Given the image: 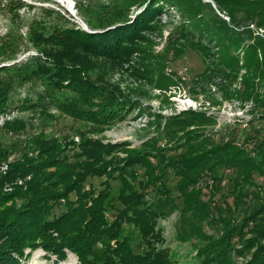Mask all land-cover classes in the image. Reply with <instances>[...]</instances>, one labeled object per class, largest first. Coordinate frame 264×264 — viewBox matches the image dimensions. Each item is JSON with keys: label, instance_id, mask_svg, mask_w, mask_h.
<instances>
[{"label": "trees", "instance_id": "1", "mask_svg": "<svg viewBox=\"0 0 264 264\" xmlns=\"http://www.w3.org/2000/svg\"><path fill=\"white\" fill-rule=\"evenodd\" d=\"M16 1L18 9L25 5ZM183 1H135L141 8L132 17L123 3L114 15L116 21L90 32L59 23L33 32L30 40L41 58L0 67V113L10 107L11 92L24 83L40 82L42 90L33 100L23 99L19 112L41 116L53 108L95 130L124 120L137 102L115 88L98 85L104 81L99 75L90 77L96 67L92 60L117 68L134 53L142 59L148 57L139 43L155 29L165 5L180 8ZM212 1L233 27L245 24L242 34L250 42L245 43L241 33L219 16L206 21L195 13L194 28L205 30L218 49L210 53L181 25L180 37L156 59L173 63L171 59L196 47L204 57L215 59L199 76L217 74L230 87L244 70L240 88L225 91L229 97L252 105L245 133L236 138L232 130L231 140L218 145L196 132L176 141L177 134L189 127L215 123L203 112L183 111L165 120L160 139L150 138L130 150L127 143L111 145L81 137L73 125L68 129L79 136L77 142L67 140V135L61 140L38 138L35 148L20 152L0 175V264H21L39 248L47 258L50 255L58 261L70 253L78 264H171L158 225L174 213L178 217L177 240L192 241L201 264H232L231 245L236 238L243 244L241 253L255 247L246 264H264L260 242L264 239V200L255 189L256 180L264 178V36L255 35L248 27L264 30V0ZM44 12L70 25L63 15ZM163 76L159 73V78ZM159 89L166 91L163 86ZM160 126L158 123V130ZM239 127L236 124L234 129ZM29 128L23 119L5 123V129L13 134ZM118 152L126 153L125 158H114ZM8 155L0 140V164ZM219 170L230 174L228 180ZM202 174L211 177L210 191L196 188ZM252 198L255 206L250 205ZM107 210L114 214L111 220ZM248 222L255 224L249 229L253 237L244 239ZM128 226L140 235L136 247L122 236ZM216 227L223 231L220 237L212 233Z\"/></svg>", "mask_w": 264, "mask_h": 264}, {"label": "rangeland", "instance_id": "2", "mask_svg": "<svg viewBox=\"0 0 264 264\" xmlns=\"http://www.w3.org/2000/svg\"><path fill=\"white\" fill-rule=\"evenodd\" d=\"M24 6L19 8L16 0H0V67L11 66L23 63L27 58L41 56L37 48L33 46L31 34L45 31L48 27L59 23V26H74L83 31L97 30L105 25L116 21L114 15L120 12L118 8L125 3L129 10L126 11L129 17L136 14L141 8L135 1L139 0H21ZM184 4L178 7L164 6L163 13L155 23V29L145 34V40L139 43L142 51H146L148 57L141 58L139 53H134L132 57L120 67L114 68L110 64H102L103 60H92L95 68L90 72V77L94 79L99 75L104 84L97 82L106 88H115L123 95L129 96L137 102L131 113H128L122 121H114L110 125L101 129L92 128L90 124L81 123L51 109L48 115H37L32 111L19 112L18 105L23 99H34L35 93L42 90L40 82L37 84L24 83L17 90L10 93L12 103L4 112L0 113V140L4 147L9 151L7 159L0 164V175L7 170L9 163L14 162L20 156V152H29L35 148V141L40 138H55L61 140L66 136L67 140H79V136L68 129L73 125L81 133V137L91 138L101 141L104 144L127 143V150L140 148L142 143L150 138L159 137L165 120L183 111L203 112L206 116H211L215 123L212 125L192 126L176 136V141L184 140V135L190 132L201 133L208 137L210 142L215 145L226 143L231 140L232 130L234 137L240 138L248 129L246 122L251 119V103L241 102L236 98L229 97L225 89H239L241 75L240 71L237 81L232 86L221 80L220 76L202 78L199 75L204 72L206 67H212L215 59L204 57L196 47L187 48L178 59H156L163 55L169 44L175 37H180L178 28L182 25L186 30L197 39L201 45L209 48V52L216 51L217 45L214 38L207 34L201 27L194 28L195 13H198L206 21L217 20L214 16L223 19L227 26L245 39L243 36L244 25L233 27L226 14L220 13L212 0H184ZM74 6L72 13L66 8ZM66 7V8H65ZM18 9V10H17ZM44 10H51L63 15L70 23L63 20L58 21L55 14L48 15ZM197 26V25H196ZM255 35L264 36V30L256 29L253 25L248 26ZM200 55L202 57H200ZM94 59V58H90ZM241 64V63H240ZM11 68V67H10ZM159 73L164 74L159 78ZM169 80H165L164 78ZM165 81V82H164ZM165 88L159 89V87ZM227 86V87H226ZM23 119L29 123V129L13 134L5 129V123L12 122L14 119ZM158 123L161 129L158 130ZM236 124L240 129H234ZM263 126V125H262ZM258 128L256 129V131ZM163 139L166 136H162ZM174 141V142H176ZM199 141V140H198ZM15 148L13 149L12 146ZM32 152V151H31ZM126 153L118 152L114 158H125ZM218 174L228 180L230 174L222 170ZM95 184L97 180H93ZM20 181L18 182V184ZM140 185H142L140 183ZM212 180L209 175L202 174L196 184V188L203 190L211 189ZM255 188L260 199L264 200V178L256 180ZM118 186V185H117ZM117 186L114 192H117ZM10 189L7 187V190ZM253 191V190H252ZM254 198L250 201L251 206H255ZM108 219H112L114 214L106 211ZM264 217V215H263ZM174 213L166 220L159 222V227L165 239L162 247L169 249L171 264H201V259L197 257L196 249L192 241L180 242L177 240L178 219ZM255 227L253 222H248L244 228V239L253 237L249 229ZM222 229L216 227L212 233L220 237ZM130 241L132 247L140 240V235L133 226H128L122 233ZM264 245V239H261ZM243 244L236 238L232 241L230 252L232 264H246L250 261L255 247L241 253ZM21 264H78L77 258L67 253L64 260H56L55 257L47 258L41 248L36 249Z\"/></svg>", "mask_w": 264, "mask_h": 264}]
</instances>
